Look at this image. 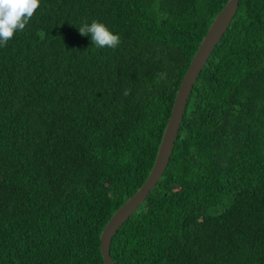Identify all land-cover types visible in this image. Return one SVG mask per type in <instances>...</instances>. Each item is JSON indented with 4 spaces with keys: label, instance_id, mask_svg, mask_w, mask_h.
Masks as SVG:
<instances>
[{
    "label": "trees",
    "instance_id": "1",
    "mask_svg": "<svg viewBox=\"0 0 264 264\" xmlns=\"http://www.w3.org/2000/svg\"><path fill=\"white\" fill-rule=\"evenodd\" d=\"M226 2L40 0L0 47V264H102L101 231L145 181L180 82ZM93 20L120 35L115 49L80 35ZM110 255L264 264V0L239 1L161 178Z\"/></svg>",
    "mask_w": 264,
    "mask_h": 264
},
{
    "label": "water",
    "instance_id": "2",
    "mask_svg": "<svg viewBox=\"0 0 264 264\" xmlns=\"http://www.w3.org/2000/svg\"><path fill=\"white\" fill-rule=\"evenodd\" d=\"M240 0H227L216 14L195 51L189 66L176 91L170 116L162 133L157 154L145 181L109 218L100 234L102 264H113L110 243L117 229L136 211L149 191L161 178L172 154L187 99L201 70L207 62L215 45L233 19Z\"/></svg>",
    "mask_w": 264,
    "mask_h": 264
},
{
    "label": "clouds",
    "instance_id": "3",
    "mask_svg": "<svg viewBox=\"0 0 264 264\" xmlns=\"http://www.w3.org/2000/svg\"><path fill=\"white\" fill-rule=\"evenodd\" d=\"M39 8L40 0H0V47L6 46L17 32L24 31ZM78 30L81 36H89L91 44L97 48L115 49L121 43L119 34L97 20L84 23ZM160 76L164 78L166 73ZM123 94L127 96L129 90L125 89Z\"/></svg>",
    "mask_w": 264,
    "mask_h": 264
}]
</instances>
